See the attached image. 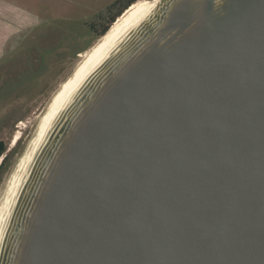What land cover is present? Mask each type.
Here are the masks:
<instances>
[{
    "label": "water",
    "instance_id": "1",
    "mask_svg": "<svg viewBox=\"0 0 264 264\" xmlns=\"http://www.w3.org/2000/svg\"><path fill=\"white\" fill-rule=\"evenodd\" d=\"M141 17L31 152L0 264H264V0Z\"/></svg>",
    "mask_w": 264,
    "mask_h": 264
},
{
    "label": "rangeland",
    "instance_id": "2",
    "mask_svg": "<svg viewBox=\"0 0 264 264\" xmlns=\"http://www.w3.org/2000/svg\"><path fill=\"white\" fill-rule=\"evenodd\" d=\"M18 1L47 22L5 60L12 68L22 60L27 69L17 72V77L5 81L0 88V139L7 144L6 161L0 171V202L17 168L24 163L22 159L36 146L40 122L52 100L98 46L102 38L95 29L102 30L108 12L116 10V1L121 0ZM139 1L154 3L156 0ZM34 52L38 54L36 57L32 55ZM34 58L39 60L38 70L34 68ZM21 122L25 124L23 137L18 146L12 147Z\"/></svg>",
    "mask_w": 264,
    "mask_h": 264
},
{
    "label": "bare ground",
    "instance_id": "3",
    "mask_svg": "<svg viewBox=\"0 0 264 264\" xmlns=\"http://www.w3.org/2000/svg\"><path fill=\"white\" fill-rule=\"evenodd\" d=\"M152 4L153 3H148L146 1H139L138 3L136 2L134 5L132 4L133 6L131 5L132 7L128 9L118 19V21L114 22L113 26H111L109 31L101 37L102 39L100 40L98 46L87 56L84 65L80 67L79 71L74 75V77L64 85L60 92L55 96L54 100H52L51 106L49 107L42 121L40 122L36 137L37 140H39L43 136V134L48 131L52 122H55V120H57V117L59 116L65 105L68 104V102L74 95V92L79 89V86L85 80V78L99 64H102L104 62V58L108 57L109 53L117 44V41L120 40L119 38L122 35H125L127 31H129L134 25L139 22V20L142 18L141 15H145L146 12L152 7ZM23 125H25L24 122H21V129L16 133L12 147L17 145L18 142L22 139V129L25 127ZM33 150H31V152ZM29 156L30 155L27 154L22 159V162L24 163H21L19 168H17L14 177L11 179L9 185L7 186L6 192L4 194V200H1L0 202L1 253L5 244L4 240L12 225L13 216L16 212L17 203L19 202V197L21 196V193L23 191V186L26 184L25 181L27 182V178H25V175L27 176V173L31 166V156Z\"/></svg>",
    "mask_w": 264,
    "mask_h": 264
},
{
    "label": "crops",
    "instance_id": "4",
    "mask_svg": "<svg viewBox=\"0 0 264 264\" xmlns=\"http://www.w3.org/2000/svg\"><path fill=\"white\" fill-rule=\"evenodd\" d=\"M46 22L18 0H0V70L9 65L5 63L7 56L14 55L22 42Z\"/></svg>",
    "mask_w": 264,
    "mask_h": 264
},
{
    "label": "trees",
    "instance_id": "5",
    "mask_svg": "<svg viewBox=\"0 0 264 264\" xmlns=\"http://www.w3.org/2000/svg\"><path fill=\"white\" fill-rule=\"evenodd\" d=\"M138 0H121L116 2V10L108 12L109 17L107 18L106 24L102 27V30L94 29L97 30L95 31L97 36L101 38L104 36L111 26H113L114 22L118 21V19L128 10L130 9ZM133 4V5H132ZM132 5V6H131ZM7 151V145L4 141L0 140V159L4 157L5 153ZM6 159L4 157L2 164L4 165ZM2 165V166H3ZM1 171V168H0Z\"/></svg>",
    "mask_w": 264,
    "mask_h": 264
},
{
    "label": "flooded vegetation",
    "instance_id": "6",
    "mask_svg": "<svg viewBox=\"0 0 264 264\" xmlns=\"http://www.w3.org/2000/svg\"><path fill=\"white\" fill-rule=\"evenodd\" d=\"M49 43V41H48ZM32 55H34L35 57L38 55L37 53H33ZM33 56V57H34ZM34 68L36 70H38L40 67L38 65V62L39 60L35 59L34 58ZM27 69V66L24 64V61L22 62V60L20 61H17V64L15 66V68H12V66L8 65L5 69H3L2 71H0V88L5 84L4 82L6 81H9L10 79L12 78H15L17 77V72H22V71H25ZM18 126V125H17ZM22 136H23V133H22ZM1 140V139H0ZM3 141V140H2ZM7 145V144H6ZM18 146V145H17ZM16 146V147H17ZM15 147V148H16ZM14 148V149H15ZM12 149V148H11ZM9 149V150H11ZM4 159V157H3ZM3 159L1 160L0 159V165H3L2 162H3ZM4 166H0V168L2 169Z\"/></svg>",
    "mask_w": 264,
    "mask_h": 264
}]
</instances>
